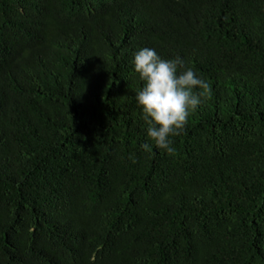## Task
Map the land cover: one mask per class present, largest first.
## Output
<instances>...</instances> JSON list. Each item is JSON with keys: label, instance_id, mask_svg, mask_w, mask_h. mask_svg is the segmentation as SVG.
<instances>
[{"label": "trees", "instance_id": "obj_1", "mask_svg": "<svg viewBox=\"0 0 264 264\" xmlns=\"http://www.w3.org/2000/svg\"><path fill=\"white\" fill-rule=\"evenodd\" d=\"M142 48L210 85L171 154ZM0 264H264V0H0Z\"/></svg>", "mask_w": 264, "mask_h": 264}, {"label": "clouds", "instance_id": "obj_2", "mask_svg": "<svg viewBox=\"0 0 264 264\" xmlns=\"http://www.w3.org/2000/svg\"><path fill=\"white\" fill-rule=\"evenodd\" d=\"M134 69L144 82L135 98L147 125V137L157 148L174 153L171 138L184 131L190 112L200 105L201 97L210 94V85L191 68H185L179 56L162 59L150 48L135 54ZM196 89L202 91L197 93ZM141 148L152 151L148 142Z\"/></svg>", "mask_w": 264, "mask_h": 264}]
</instances>
